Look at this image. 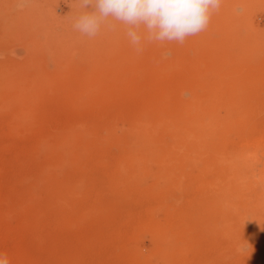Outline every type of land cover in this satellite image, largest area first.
Returning a JSON list of instances; mask_svg holds the SVG:
<instances>
[{"label": "bare ground", "instance_id": "obj_1", "mask_svg": "<svg viewBox=\"0 0 264 264\" xmlns=\"http://www.w3.org/2000/svg\"><path fill=\"white\" fill-rule=\"evenodd\" d=\"M227 1L223 0L220 9L212 14L207 27L208 32L204 30L189 37V46L186 42L182 45L171 42L174 48L171 65L168 58L164 59L162 55L166 51L167 41L163 43L148 42L142 38L143 51L137 53L125 34V27L120 24L116 29L108 28L111 30L108 33L109 40L105 39L108 41L106 45L105 41H102L104 54L96 55L95 51L86 50L83 55L81 54V60H79L80 58L76 60L81 55L72 54L77 58L72 59L71 57L69 65L71 70H68L69 72L65 75L63 74L64 78H62L64 85L70 87L69 90L65 89V92L59 94L57 92L59 87H56L57 94L53 93V96L47 92L43 93L42 89L41 91L38 89L39 86L36 87L40 82L39 78L37 80H35L36 78H20L14 82L16 91L7 85L6 91L0 94V107L4 106L8 111H0V117L2 114L8 115V135L12 137L19 138L26 133L30 134V138L33 131L38 129L43 131L40 127L45 128L47 132L46 120L48 117L44 119L46 114L44 115L43 103L48 101L53 103L51 101L54 98L60 100L64 105V120L62 118V120L59 119L62 122L57 120L58 127L56 123V127H52L53 130L50 132L35 134V140L31 138L34 142L30 143L31 148L30 146L28 148L32 149L29 150L32 152L30 155L36 161V164L33 163L35 171L33 170L32 177L31 172L27 171V178L30 175L31 180L23 185V189L21 188V198H13V201L14 199L17 201L9 208L12 210V218L13 214L16 215L15 219L18 218L15 224L19 220L20 224L17 223L19 226L29 228V231L26 232L28 235H35L41 232L44 227L46 229L50 213L54 215L56 225L65 229L64 225L70 224L71 221L67 220L66 213L73 217L77 212L78 203L72 202L67 207H64L62 203L61 182L58 177L61 166L65 164L69 167L78 163L85 165L87 159L93 158L97 163L99 161H103L105 164L114 163L119 169L129 168L132 174L138 172L141 175L149 169L150 163L160 162L168 170L169 175L174 178L176 166L173 164V159L178 156L179 160L190 165L197 166L198 163L204 165L205 175L202 170L201 185H198L199 194L191 201V206L197 210V214L192 217L195 221L193 226L196 229L202 227L200 214L209 209L211 220L205 226V230L202 227L203 231L208 235H221L223 244L227 243L228 245L233 236L232 229L235 225L233 214L238 206L244 205L249 197L264 195V165L260 169L256 167L260 161L264 163V96L258 98L244 96L211 98L207 101L187 99L183 95L185 80L182 78L183 71H194L197 74L195 86L199 87L205 84L203 79H200L203 74L208 69H213L218 78L213 82L215 85H221L227 78L230 80L227 88L235 91H241L253 85L264 87V59L251 58L248 48L240 53L237 51L232 59V64L223 60V55L230 53L231 50L218 41L224 30L217 22L220 21L222 24V21L231 20V15L226 10ZM102 27L103 30H107L104 26ZM141 31L142 36L146 35L143 30ZM88 41L86 40L85 43L88 44ZM91 41L89 42L91 43ZM90 43L88 45L93 46ZM99 43H97L98 46H101ZM81 45L79 46L81 47ZM37 70L36 77H39L41 72L39 69ZM54 74L56 76V73ZM34 80L38 81L34 82L37 85L33 83ZM138 80L143 81L142 84L138 83ZM31 88L32 90H30ZM33 88H36L34 92ZM7 89L9 93H7ZM115 101L128 103V105L126 104L127 109H125L127 110L125 112L127 119L125 118L124 125L121 126L118 123L116 115L99 116L102 111L97 114L91 113L93 118L96 117L95 120L82 119L83 115L90 116L88 112L104 110L103 108L106 105L107 108L110 103L115 106ZM55 102L57 106L60 105L57 101ZM116 106L118 107V105ZM55 113H57L56 109ZM110 114L112 115V112ZM122 114L124 117L123 112ZM20 133L22 134L20 135ZM8 135L7 137H10ZM31 140L29 139L27 142H31ZM6 145L8 144L6 143ZM106 157L109 158L108 161L103 160ZM72 158L80 160L68 162V159ZM25 178L26 176L23 180ZM19 182L22 183V180ZM77 184L76 181L67 182L66 185H68L71 194L78 192ZM98 185H100V193L106 190L110 193H117L143 187L142 181L131 176L111 177ZM111 203H113L112 199L102 201L91 212L109 213L110 206L107 205ZM147 211L149 212L145 221L153 228L157 237L155 251L162 253L168 261L178 264L174 250L181 241L180 233L183 230L179 225L182 219L179 220L177 214L172 213L166 220H161L156 217L154 210L147 209ZM6 212L9 213L8 210ZM1 213L5 215L4 211L1 212L0 209L2 217ZM6 215L8 216V214ZM19 215H22L21 219ZM5 228L7 226H4ZM4 229L2 228L0 233L3 234ZM19 230L25 233L26 228L18 229V235L15 236L19 237L22 233ZM32 230L36 233L34 231L32 233ZM43 232L40 234L45 238L47 234L45 231L44 236ZM23 233L22 235H24ZM59 234L60 236L56 235V237L64 244L61 239L62 234ZM22 235L20 236L22 237ZM28 235L29 239L34 237ZM4 236L6 234H3L2 237ZM35 237L37 239L36 235ZM76 237V241H81L79 235ZM32 240L34 242V239ZM31 241L29 240V242ZM38 243L40 242L38 241L36 244L38 245ZM62 246L55 243L53 248L51 247L52 249L49 248L51 249L49 252L53 251L54 254L50 252L53 255L57 254L60 249L63 250L65 257L61 251L62 256L59 253L60 257L57 256L60 259L63 258V261L58 259L60 264H81V253L70 251L64 245ZM18 248L17 250L20 252L17 254L18 251L14 249L17 254L14 258L13 250V254H7L10 264H18L23 261L25 253L30 255L28 250L24 249L26 247H21L20 250ZM57 249L59 250L57 251ZM125 249L123 255L127 264H152L151 258L141 257L135 249L128 247ZM251 249L243 252L239 257V262L236 261V263L264 264V235L258 245L256 244ZM8 252L10 253L9 250ZM24 257L26 258L25 255ZM28 261L29 258L24 264H47L44 261L36 262L35 260L33 262L32 259L30 262Z\"/></svg>", "mask_w": 264, "mask_h": 264}, {"label": "rangeland", "instance_id": "obj_2", "mask_svg": "<svg viewBox=\"0 0 264 264\" xmlns=\"http://www.w3.org/2000/svg\"><path fill=\"white\" fill-rule=\"evenodd\" d=\"M227 2L228 6L226 10L230 13L231 20L227 22L222 21V24L220 21L217 22L224 30V33L218 41L221 45L231 50L230 53L223 55V60L228 64H232V59L235 57L236 52L239 51L240 53L245 48L249 49L251 58L256 60L264 59V0H228ZM80 11H82V9L76 0H25L23 7L20 6V0H0V94L6 91L7 85L11 87L12 90H15L16 87L14 82L20 78H36L35 80L39 78L38 81L40 82H37L40 85L35 84L37 83L35 80L33 83L35 82L34 84L37 85L36 87L39 86L38 89L40 91L42 89L41 92H47V94L50 95L53 93L55 95L57 92L61 94L65 92V89H70V87L64 85L62 81L64 79L62 78H64L63 74L65 75V73L71 70L69 66L70 61L77 58L73 55H83L86 50L90 49L95 51L94 53L96 55L104 54L102 41H105L104 43L106 45L108 42L106 40H109L108 33L111 32L112 29L108 30V27L104 26L107 28L105 31L102 27L101 29L103 31L101 30L95 38H92V41L82 36L79 32L74 31L72 27L73 20ZM83 11L94 13L97 9L95 4L92 3L84 8ZM112 23L116 26L113 29H116L120 25L118 22L113 21ZM205 32H208V30L206 29ZM189 37L185 40L188 46L190 44V42L188 43ZM101 38H104V40ZM98 39L100 43H97L101 44L102 42V47L98 46L96 43ZM86 40L88 44L90 43L93 46H89L85 43ZM79 45H81V47ZM165 46L166 51L170 52L168 60L171 65L174 56V48L171 42H167ZM82 55L76 60L79 58V60H81ZM77 64L79 63L77 62ZM40 65L44 67L42 66V68ZM37 69L41 72V76L39 77H36L38 72ZM57 71H59L58 74ZM213 71V69H208L206 73L203 74L200 79H203L205 84L199 87L195 86L197 74L191 70L183 71L182 78L185 80L184 97L187 99L191 98L207 101V99L211 98H236L241 96L258 98L264 96V87H257V85L248 86L241 91L228 89L227 84L230 80L227 78L221 85H215L213 82L218 78ZM54 73H56V76ZM142 82L143 81L138 80V83L142 84ZM58 84L61 85L59 86ZM35 85H33V87H35ZM56 87H59L58 91ZM60 89L61 92H59ZM62 89L64 90L62 91ZM21 90L24 91L25 89ZM30 90H32V88ZM34 90H36V88H33V92ZM7 93H9L8 89ZM53 100L55 99L53 98ZM53 100L51 102L54 104L49 101L43 103L45 109L44 115L46 114V117H44V115L43 117L44 119L47 117L49 119V121L48 119L46 120V124L48 125L46 126V128H48L47 132L53 130V128L56 127V123L58 127L59 123L57 120L61 118L64 120V105L60 100L59 102L58 99H56L55 101L60 104L58 107L57 103ZM123 103L125 104V102L121 103L120 101H115V106L118 105L116 109L115 106L112 105L113 103H110L107 107L109 110L106 108V105L105 108H103L104 110L91 111L88 112L90 113L89 117H85L84 115L81 117H83L82 119L90 118L95 120L96 117L93 118L92 114H97L99 111H102V114L99 113V116L116 115V118L118 117V123L122 126L126 123L127 115L125 116V112H127V110L125 109H127L126 104L128 105L127 102L125 105ZM123 106L124 108H122ZM110 108L114 109L112 110ZM55 109L57 113H55ZM106 109L107 112L105 113ZM58 110L60 111L58 112ZM0 111L8 110L2 106L0 107ZM121 111L124 113V117ZM110 112H112V115ZM7 117V114H2L0 117V144H4L0 145V209L1 212L4 211L5 215L8 214V216H5L1 213L2 217L0 216V232L2 228L4 229V226H7V228L3 230V234H6V236L2 237L3 234L0 233L1 253L4 251L3 253L7 252L6 254H13L14 252V258V256L20 252L17 250L18 247H26L24 249H27L28 251H25L30 253V255L25 253L24 255L26 258L24 255V259L21 257L23 261H27L29 258L28 262L32 259L33 262L36 260V262L44 261L47 262V264H58V262L60 264L63 258L60 259L57 256L60 257L63 250L61 251L60 249V253V251H58L59 249H57L60 255L58 253L53 255V251H50L53 254L49 252L55 243H59L61 247L64 245L68 250L70 249V251L81 253V264H127L124 259L123 250H126L125 248L128 247L135 249L141 257L145 256L151 258L152 264H177L173 263V261H168L162 253H157L155 251L157 237L153 228L145 221V217L149 212L147 209L154 210L156 217L161 220H166L172 213H176L179 220L182 219L179 225L183 230L182 233H180L181 241L174 250L175 257L178 259V264H238L236 261L239 262V257H241L242 253L252 250L251 248L256 244L258 245L264 235V195L249 197L244 205L238 206L235 214H233L235 225L232 229L233 236L230 238L228 245L227 243L223 244L221 235H208V233L203 231L211 220L209 209L205 213L202 212L199 217L203 229L202 227L196 229L193 226V222L195 221L192 217L197 214V210L191 206V201L193 197L199 194L198 191L200 188H198V185H201L200 178L204 165L200 163H198L197 166L193 164L190 165L179 160L178 156H175V159H173V164L176 166L174 178L169 175L168 170L165 169L160 162L150 163L149 169L141 175L138 172L132 174L129 168L119 169L117 164L114 163L105 164L103 161L97 163L93 158L87 159V164L85 165L78 163L72 167L66 164V166H61L58 179H60L61 182L62 203L64 207H67L68 204L77 202V212L73 217L71 214L68 213L67 215L66 213L67 220L71 222L69 225H64L65 229L58 224L56 225L54 215L50 213L46 229H44L45 227L43 228L47 235L45 236V231L42 229L41 232L35 234L37 239L35 235L32 234L29 235L35 238L30 236L32 238L29 239L27 237L28 233H26L29 231V228L27 229L25 226L24 228L21 227V225L19 226L17 224H20L19 220L15 224L18 218L15 219L14 217H16V215L14 214L12 218V210L9 208L17 201L15 199L13 201V198H21L22 189L24 188L23 185L29 183L31 180L30 175L32 177L35 171L34 164H36V161H34L33 157L30 155L32 152L29 150L32 149L28 147L30 146L31 148L30 143L33 144L34 141L32 140H35L37 133L41 134L47 132L45 128L40 127L43 131L37 128V131L31 133L32 136H30V138V134L28 135L26 133H20V135L22 134L25 137L22 135H18L20 136L19 138L16 136L12 137L8 135ZM61 120L59 121L62 122ZM7 135L10 137H7ZM26 138L28 141L32 138L31 142H27ZM5 142L8 145H6ZM33 147L34 145L32 148ZM72 160L80 159L72 158L68 159V162ZM103 160L108 161L109 158L106 157ZM263 165L264 163L260 161L256 167L260 169ZM27 171L31 172L30 175H28L29 178H27L26 175V173L28 174ZM203 174L205 175V170H203ZM25 176L27 178H25V180L28 182L23 180ZM124 176H131L142 181L143 187L141 189L131 188L128 191L117 193H110L108 190L103 193L99 192V183L111 177L121 178ZM19 180H22V183H20ZM73 181L78 182V192L76 194H71L68 185H66L67 182ZM107 199H112L113 201V203L107 205L110 206V209H108L109 211L104 210L109 213L102 214L100 212H91L96 205ZM4 205H7V207ZM6 210H8L9 213H5ZM87 211L88 213H85ZM19 217L21 219L22 215H19ZM17 226L18 229L22 228V230L26 228L24 231L25 233L19 230L24 234L22 235V233H19L22 237L20 235L19 237L15 236L18 235ZM12 230H15L13 232L17 233L14 234L11 232ZM33 231L34 230H32V233ZM42 232L45 238L40 234ZM58 233L62 234L61 239L64 244L56 237V235L60 236ZM75 233L81 237V241H76L77 235ZM41 238H43L44 241ZM32 239H34V242ZM29 240L32 241L29 242ZM35 240L40 242L38 243L39 246L36 244L37 242L35 243ZM23 250L21 252H23ZM15 252L17 254H15ZM9 257H12V255H9ZM58 259H60V261H58ZM23 261L20 263H26V261Z\"/></svg>", "mask_w": 264, "mask_h": 264}, {"label": "clouds", "instance_id": "obj_3", "mask_svg": "<svg viewBox=\"0 0 264 264\" xmlns=\"http://www.w3.org/2000/svg\"><path fill=\"white\" fill-rule=\"evenodd\" d=\"M25 0H20L23 7ZM82 11L73 20V30L89 39L95 38L102 26L113 29L118 22L137 53L143 51L142 38L148 42L184 44L189 36L206 30L211 16L223 0H76ZM94 3L97 11H83ZM143 33L146 35L142 36ZM163 58L167 59L169 51ZM0 264H10L7 254L0 253Z\"/></svg>", "mask_w": 264, "mask_h": 264}]
</instances>
